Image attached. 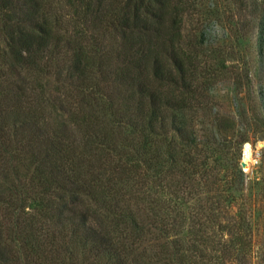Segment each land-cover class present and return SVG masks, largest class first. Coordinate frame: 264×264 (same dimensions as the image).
Returning a JSON list of instances; mask_svg holds the SVG:
<instances>
[{
	"label": "trees",
	"instance_id": "1",
	"mask_svg": "<svg viewBox=\"0 0 264 264\" xmlns=\"http://www.w3.org/2000/svg\"><path fill=\"white\" fill-rule=\"evenodd\" d=\"M67 1L85 22L108 23L117 40L98 52L70 38L66 64L57 67L61 34L50 0H0V42L23 74L0 71V264H211L212 256L214 264H244L233 238L243 233L225 198L204 197L187 213L180 205L185 178L208 182L187 148L196 133L186 110L206 107L202 93L214 74L199 18L198 33L185 29L190 2ZM49 65L72 85L71 101L33 94L24 75ZM104 83L112 86L108 100ZM44 105L88 110L59 126L44 118ZM76 126L85 136L69 140ZM221 221V236L231 237L210 255L202 233Z\"/></svg>",
	"mask_w": 264,
	"mask_h": 264
},
{
	"label": "rangeland",
	"instance_id": "2",
	"mask_svg": "<svg viewBox=\"0 0 264 264\" xmlns=\"http://www.w3.org/2000/svg\"><path fill=\"white\" fill-rule=\"evenodd\" d=\"M122 1L117 0V3ZM50 2L56 31L61 34L62 52L57 54L58 60L54 62L57 67L66 64L72 46L66 42L70 38L83 45L92 42L98 52L116 44L117 37L108 23L100 26L99 22L96 25L85 22L67 0ZM189 2L191 11L184 16L185 29L190 32L192 28L196 33L201 27L204 29V40L210 42L205 48L214 74L209 76V85L202 93L206 107L197 111L186 110V117H191L196 133V141L189 143L196 146L187 148L197 151L195 154L200 157L201 166L205 167L204 179L208 178V182L203 185L194 180L191 184L185 178V202L180 205L187 213L188 210H196L199 202H205L204 197L205 204L214 202L217 197L220 201L225 198V204L235 215L232 222L236 221L238 226L235 227L243 233V238H233L243 251L241 253L245 254L244 264H264V42L261 50L258 32V22L264 23V9L261 0L235 3L232 0H187ZM197 17L201 21L200 28L194 27ZM5 52V46L0 42V71L14 79L23 76L14 73ZM48 70L24 75L29 83L33 81L34 95L45 100L56 98L64 101L76 97L72 85L56 75L55 66L49 65ZM111 87L104 83L102 91L107 99L100 95L101 99L108 100L112 96ZM87 110L88 107L55 110L44 105L40 111L50 122L55 120L59 126L61 122L73 126V122L80 121L82 112ZM83 126H76L75 133L69 134L68 139L73 140L76 135L84 137L86 129ZM194 196L202 199L194 200ZM223 222L211 223L204 231L208 234L204 236L202 233L208 242L210 255L214 253L213 245L231 237L227 233L221 236L219 227ZM224 227L228 228L229 224ZM182 234L186 235V229ZM212 257L207 259L214 264L215 256Z\"/></svg>",
	"mask_w": 264,
	"mask_h": 264
},
{
	"label": "bare ground",
	"instance_id": "3",
	"mask_svg": "<svg viewBox=\"0 0 264 264\" xmlns=\"http://www.w3.org/2000/svg\"><path fill=\"white\" fill-rule=\"evenodd\" d=\"M245 158H247V157H245Z\"/></svg>",
	"mask_w": 264,
	"mask_h": 264
}]
</instances>
